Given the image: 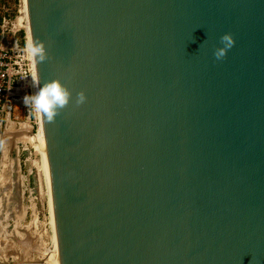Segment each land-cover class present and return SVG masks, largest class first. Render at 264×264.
Listing matches in <instances>:
<instances>
[{"label": "water", "instance_id": "95a60500", "mask_svg": "<svg viewBox=\"0 0 264 264\" xmlns=\"http://www.w3.org/2000/svg\"><path fill=\"white\" fill-rule=\"evenodd\" d=\"M26 5L58 264H264V0Z\"/></svg>", "mask_w": 264, "mask_h": 264}, {"label": "rangeland", "instance_id": "374dc122", "mask_svg": "<svg viewBox=\"0 0 264 264\" xmlns=\"http://www.w3.org/2000/svg\"><path fill=\"white\" fill-rule=\"evenodd\" d=\"M20 10V0H0V14L6 15L7 29L19 31L18 51L24 48L19 41H26L24 25H17ZM33 81L31 64L30 77L11 92L5 103L6 114L0 117V264H46L48 256L44 252L52 246L36 141L39 113L22 103L23 96L35 93ZM24 131H31L34 136L24 140Z\"/></svg>", "mask_w": 264, "mask_h": 264}, {"label": "clouds", "instance_id": "9594fccd", "mask_svg": "<svg viewBox=\"0 0 264 264\" xmlns=\"http://www.w3.org/2000/svg\"><path fill=\"white\" fill-rule=\"evenodd\" d=\"M222 47L217 48L213 55L216 59H221L226 51L233 46V39L230 35L225 34L220 37ZM25 52L29 58L37 62H43L46 55L40 42H29L25 46ZM70 99V93L61 85L60 82L52 80L43 84L34 94H26L22 97V103L37 113L45 116L48 120L54 119L57 110L62 109ZM85 96L82 92L76 94L75 103H83Z\"/></svg>", "mask_w": 264, "mask_h": 264}, {"label": "built area", "instance_id": "2783aa9c", "mask_svg": "<svg viewBox=\"0 0 264 264\" xmlns=\"http://www.w3.org/2000/svg\"><path fill=\"white\" fill-rule=\"evenodd\" d=\"M26 44L24 40V48L18 52L9 51L0 44V117L6 114L5 103L11 92L30 77L31 60L25 52Z\"/></svg>", "mask_w": 264, "mask_h": 264}, {"label": "bare ground", "instance_id": "6f19581e", "mask_svg": "<svg viewBox=\"0 0 264 264\" xmlns=\"http://www.w3.org/2000/svg\"><path fill=\"white\" fill-rule=\"evenodd\" d=\"M20 16L17 19V25L21 27V23L24 25V28L28 32V19H27V5H26V0H20ZM30 40L27 38V43H29ZM31 64H32V59ZM32 76H33V68H32ZM34 80V76H33ZM34 84V81H33ZM34 89H35V84H34ZM36 92V89H35ZM39 116V114H37ZM38 120V135L36 134V141L38 143V148H39V154L41 156V165H42V170H43V175H44V185L46 188V193H47V202H48V208H49V220H50V227H51V236H52V246L44 253L48 256V258L45 260L46 264H58L57 262V257H56V250H55V242H54V230H53V219H52V212H51V205H50V192H49V185H48V178H47V172H46V167H45V161H44V153H43V145H42V136H41V129H40V122H39V117L37 118Z\"/></svg>", "mask_w": 264, "mask_h": 264}, {"label": "crops", "instance_id": "0c3cea01", "mask_svg": "<svg viewBox=\"0 0 264 264\" xmlns=\"http://www.w3.org/2000/svg\"><path fill=\"white\" fill-rule=\"evenodd\" d=\"M7 22L8 20L6 19V15L0 14V44L2 45V47H4L9 51L18 52V44L16 41V36L17 33H19V31L18 32L17 30L9 31L6 26ZM8 123L10 122L8 121Z\"/></svg>", "mask_w": 264, "mask_h": 264}, {"label": "trees", "instance_id": "16d2710c", "mask_svg": "<svg viewBox=\"0 0 264 264\" xmlns=\"http://www.w3.org/2000/svg\"><path fill=\"white\" fill-rule=\"evenodd\" d=\"M21 36H22V35H21ZM19 46H20V47H23V46H24V42H23V40H20V41H19Z\"/></svg>", "mask_w": 264, "mask_h": 264}]
</instances>
